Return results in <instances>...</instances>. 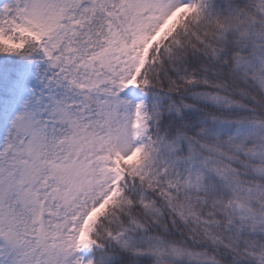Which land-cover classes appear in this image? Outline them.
<instances>
[{
	"label": "snow or ice",
	"instance_id": "snow-or-ice-1",
	"mask_svg": "<svg viewBox=\"0 0 264 264\" xmlns=\"http://www.w3.org/2000/svg\"><path fill=\"white\" fill-rule=\"evenodd\" d=\"M0 264H264V0H0Z\"/></svg>",
	"mask_w": 264,
	"mask_h": 264
}]
</instances>
